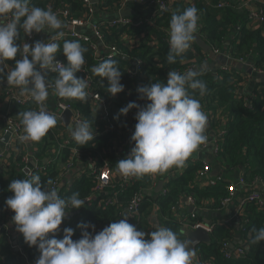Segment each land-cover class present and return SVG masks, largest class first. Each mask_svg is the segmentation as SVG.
Returning a JSON list of instances; mask_svg holds the SVG:
<instances>
[{"label":"trees","instance_id":"16d2710c","mask_svg":"<svg viewBox=\"0 0 264 264\" xmlns=\"http://www.w3.org/2000/svg\"><path fill=\"white\" fill-rule=\"evenodd\" d=\"M115 1L107 0L104 5L114 8ZM219 2L223 4L222 7H209L204 0H198L194 4L200 17L197 32L210 46L209 52H204L194 40V50H188L182 57H177L176 63L173 64L167 62L169 46L165 38L168 33L159 30V28L165 27L170 31L172 14L181 13L193 5L184 1H173L163 15L156 20V27L148 25L146 28L148 33L138 43H133V39L129 40V43L119 39L123 29L102 28L105 42L117 45L129 57V59L124 57L113 59L117 61V66L121 72L125 66L131 64L130 58L132 57L140 58L143 62L139 67L143 77L132 90V96L123 99V101L120 100V104H116V101L110 98V103L120 107V109L127 106L129 102L140 97L137 91L139 86L156 82L166 83L169 71L175 70L182 73L186 68L199 66L205 61V58L215 55V49L224 50L226 53L230 52L234 58L248 56V58H252L254 66L263 68L264 22L257 28H251L249 27V12L246 8L241 7L238 1L213 0L215 4ZM31 4L41 8H47L50 5L52 10L61 5L68 6L74 15L85 14L81 0H31ZM140 5L146 6L145 3H140ZM133 30L135 31V29ZM139 30L136 29V31ZM153 33L155 36H152ZM128 35L136 34L128 32ZM23 36L24 33L21 31L20 40L17 43L22 45ZM57 42L61 47L56 56L64 64H67V57L62 50L64 41L59 40ZM80 44L87 49L84 58L89 66V71L97 81L100 79L104 81L101 91H108V79L92 72V68L103 61H96L94 54L87 45L82 42ZM19 58L18 54L17 59ZM11 63L14 64L15 61H11ZM226 65H228L227 69L222 67L216 70L207 68L203 75L197 77L207 84V93L203 97L199 95L198 90L193 92L192 89H189V93L194 94L195 98L200 101L202 110L206 115H211L215 127L223 121L226 124V130L218 136V151L216 152L218 161L221 163L229 162L234 167L242 166L244 168L242 178L250 184L256 178L264 180V83L257 86L249 104L247 95L242 92L246 76L243 77L240 73L244 69L242 70L238 66L236 60H229ZM56 75L57 73L53 72L47 73V77L53 81ZM73 101L74 107L82 113L85 120L89 121L93 133L100 132L104 128L105 122L100 120L101 113H93L94 107L90 100L87 98L85 101L78 99H73ZM33 109L31 104L26 106L12 104L11 114L22 119L19 113ZM131 111L132 109L127 115L120 114L117 120L114 119L116 114L111 108V120L117 126L115 131L98 136L89 141L87 145L74 144L81 158L86 161L91 159L94 168H97L98 171L94 173L91 171L84 172L80 178L59 192L62 198H67L72 193L78 192L79 198L83 199L85 204L82 206L83 213L81 215L68 220L64 219L57 238H63V229L71 227L74 229L73 240L80 239L83 230L78 227V224L81 222H92L95 226L102 225L104 228L111 222L118 220L121 212L125 211L135 194H140L137 207L140 214L138 230L148 232L153 223L152 218H156L160 226L173 229L179 234L180 239L184 240L185 235L182 234L181 229L182 224L186 221L177 218L173 211V207L179 205L181 197L188 196L194 200L195 217H191V215L188 217L192 224L202 222V214L205 210L209 215L215 214L216 210L223 207L225 200L231 197L230 189L233 184L229 178H221L215 185L206 184L199 177V171L205 163L191 159H188L187 165L183 166L185 168L173 167L168 170L170 174L174 175V178L166 183L161 193L155 195L146 193L154 181L152 174L145 175L143 178H136L129 185L122 184L120 181L113 182L111 186L103 190V193L99 192L97 175L104 163L107 162L110 167H113L116 166L118 160L125 158L118 157V154L112 152L110 147L114 141L121 138V130L125 129L127 124H131L135 130L137 121L130 117ZM3 112L4 109H0V115ZM2 125L3 121L0 119V127ZM58 141L59 138L48 131L39 142H33L35 145L34 155L39 160L44 159L48 155V151H52L53 146L57 145ZM23 155L22 152L12 153L7 157L6 165L0 168V226L4 223L8 224V210L12 211L5 203L7 198L14 195L13 192L9 191L10 182L14 179H27L22 170ZM69 157V149H64L58 161L47 165V171L44 174H35H39L45 184L49 179L52 180L53 184ZM43 165L45 163L40 162V166ZM52 184L46 186L51 188ZM109 196L112 197L114 203L107 204L105 202ZM88 198L90 200H87ZM241 216L242 226L239 233L245 238L246 247L238 244L236 247H245V254L241 257L226 256L223 244L231 242L237 231L233 225H225L217 219L213 223L211 243L200 244L196 248L200 264L203 262L210 264H264V241L258 245L251 242V237L254 235L252 230L264 227V207L258 206L254 201H247L242 207ZM87 230L93 232L92 228ZM19 238V245L25 250L30 262L35 263L40 256L38 247H29L20 232ZM10 239L11 236L8 237L4 234L0 236V264H25L14 252Z\"/></svg>","mask_w":264,"mask_h":264},{"label":"clouds","instance_id":"9594fccd","mask_svg":"<svg viewBox=\"0 0 264 264\" xmlns=\"http://www.w3.org/2000/svg\"><path fill=\"white\" fill-rule=\"evenodd\" d=\"M199 19L195 5L172 14L169 64L176 63L177 57H182L191 47ZM64 27L66 25L50 5L41 8L32 5L31 0H0V81L8 68L5 61H15L7 72L8 85L18 87L21 95H30L38 105V109L19 113L23 126V134L19 136L22 143L39 142L56 126L57 117L45 106L49 89L60 98L85 101L89 96L88 81L76 76L85 64L87 49L78 40H64L62 50L68 63L56 59L61 47L56 41L64 37L61 30ZM46 29L59 30L48 40L51 42L17 43L21 31L31 36L33 32ZM205 71L204 66L182 73L171 70L166 83L138 87L141 99L146 98L150 103L141 106L129 102L114 117L118 120L120 114L127 115L131 109H138L131 136L134 147L126 158L117 161L119 175L139 179L149 174H163L173 167L182 168L207 142V115L200 101L189 93V89L198 90L201 97L207 93L206 82L197 79ZM48 72L57 73L54 82L47 78ZM92 72L108 79L111 95L124 90L117 61L109 58L94 66ZM69 131L80 145L94 140L95 134L88 120H77ZM29 176L10 182L9 191L14 195L5 203L14 212L12 220L17 231L23 234L25 243L29 247H38L40 256L35 264H193L195 252L190 241L180 239L179 234L168 227L157 226L151 232L138 230L128 222V214H122V218L95 234V224L81 222L78 227L83 231L78 240H73L74 229L71 227H65L63 238H57L66 210L79 209L85 201L79 198L78 192L62 198L56 188L46 186L52 184L51 179L45 184L39 174L30 173ZM252 231L253 244L264 241V227Z\"/></svg>","mask_w":264,"mask_h":264},{"label":"built area","instance_id":"2783aa9c","mask_svg":"<svg viewBox=\"0 0 264 264\" xmlns=\"http://www.w3.org/2000/svg\"><path fill=\"white\" fill-rule=\"evenodd\" d=\"M106 1L107 0H96V1L81 0V3L84 6V12H85L84 15H74L70 7L68 6L65 7L61 5L60 7L53 9V12H55L58 15V17H62L67 23V25L71 28L69 31L64 32L65 33L64 37L59 40H63V41L78 40L79 42L84 43L85 45H87L88 49L94 54L95 60L98 62L105 61L109 58L114 59L117 57H124L125 59H129V57L125 55V53L117 45L108 44L105 42L104 32L102 31V28H112L116 30L123 29L124 31L118 37L119 39H122L127 43H129V40L133 39L132 41L133 43L134 42L138 43L139 41L143 40L146 34L148 33V30L146 29L148 25H151L152 27H156V20L163 15V13L171 6V3L173 1H181V2L184 1L190 5H194L198 0H116L114 2L115 3L114 8L108 5H104ZM204 2L209 7L215 8V7L223 6L221 2L217 4L213 3V0H204ZM140 3H145L146 6L143 7L140 5ZM240 5L241 7L246 8L249 12V20H250L249 27L257 28L264 22V0H241ZM128 7L133 9V11L137 12L135 13L134 17L122 16L120 14L122 10ZM97 12L101 13L104 17L93 25V33L95 39H92L88 35L79 32L77 29L82 26L88 25L91 21V18ZM106 14H111L112 17H107L105 16ZM10 18L11 17L9 16V19ZM133 29H135V31ZM136 29H140V30L136 31ZM159 30L168 33V36L165 38V41L169 46L170 31L167 30L165 27H160ZM128 32L135 33L136 35L133 36L128 35ZM196 34H199V32H196L195 35ZM152 36H155L154 33L152 34ZM35 37H36V32H33L31 36L25 35L26 43L31 44L35 40ZM188 50H194L193 42ZM214 54L215 55L220 54L222 56V59L225 60V64L220 65V67L224 69H227L228 65L226 64H228L229 60H236L238 65H247L249 60H251L250 58H248V56L234 58L230 52L226 53L224 50L220 51L219 49H215ZM56 59L61 63H63L62 60L58 58ZM206 59L207 58H205V60ZM130 63H131L130 65H127L123 68L122 77H121V83L125 86L124 90L121 92V95L124 92L128 98L132 96V90L138 85L140 79L143 77L139 69V67L143 63L142 60L137 57H132L130 58ZM199 66H194L192 67V69L199 70ZM250 67L252 69V73H255L256 75H264V67L258 68L254 66L253 61ZM188 69H190V67L186 68L184 71ZM77 74H78L77 75L78 78H85L88 81V88H87V91L89 93L88 99L92 103L94 107L93 109L100 108V113H101L100 120L105 122L104 128L100 132H96L94 138L101 136L107 132L115 131L117 129V126H115L111 120L110 98H112L113 100L117 99L116 97L117 94L113 96L108 91L106 92L101 91L104 81L102 79H100L99 81L95 79L93 74L89 71V66L86 63V61L85 64L82 66V70L77 72ZM240 75L245 77L246 73L244 71H241ZM49 81L54 82L53 80L50 79ZM49 90L52 91V89ZM0 94L4 95L6 98L4 112L1 113L0 115V119L6 125V129L4 130L0 127V168L6 165L7 157L12 155V153L22 152V154H24L22 161L23 162L22 170L26 175V178H30L29 176L30 173L44 174L47 171V165L55 162L58 159V155L62 153V150L69 149L70 157L68 158L65 166L63 167V170L57 175V178L55 179V181L51 186V188H56L58 192L61 191L60 182L63 176L71 172L72 169L75 167V165L80 160H82L81 155L74 147V144L77 142L72 138L71 135L68 137L63 136L65 127L61 122L62 120L61 115L63 111L71 110L72 111V115L70 119L71 124L75 125V122L77 120H85L82 113H80V111L74 107L73 99L60 98L57 96L54 102L55 107H52L48 100L45 101V106L47 110L57 117L56 126L49 129V131L52 132L55 137H58L59 141L57 142V145L54 146L56 148V152L52 154L51 159L48 161L47 164L43 166H40L37 163L35 165H31L30 164L31 156L28 155L26 152H24L26 146L30 142L22 143L19 140V136L23 134V126L21 123V119L11 114V105L17 104L20 106H26L31 104L34 109H38V105L30 97V95L27 94L21 95L13 88H8L6 90L0 91ZM133 102H136L141 106H146L148 103H150V101H148L146 98L141 99V97L135 98ZM137 111H138L137 108H133L131 113L129 114L130 117L134 120H136L135 116ZM134 131L135 130L133 126L131 124H127L126 128L121 130V134H122L121 138L112 143L113 145L110 147V150L112 152L117 153L120 146L126 145L127 142L131 141V136L133 135ZM7 134H9L10 137L8 141H4ZM217 141L214 142L215 154L218 151ZM206 145L207 142L203 144L202 147H205ZM202 147H200L199 149H201ZM130 152L127 155H125V158L130 154ZM110 170L111 167L109 163L105 162L97 175L98 190H104L106 187L111 186L112 183L114 182L112 180V175ZM90 171L91 173H94L97 172L98 170L97 168L93 167ZM210 172H211V166L209 164H204V167L199 171V177L206 184L215 185L221 178L218 179L212 178L210 176ZM78 178H80V176L76 177L75 180ZM135 180H136L135 177L124 178L121 175L119 179V181L125 185L132 184ZM240 182L246 191L244 204L247 201H254L258 206L264 207V180L260 178H256L252 183L248 184L245 182L243 178H241ZM230 191H231V197L227 198L225 202L229 201L235 195L236 192L235 186H232ZM188 198L191 202H194V200L191 197ZM87 200H90V198H88ZM139 201H140V194H135L130 204L126 207L125 211L121 212L120 217L118 219L122 218V214H128L129 215L128 222L137 227L138 222L140 220L139 219L140 214L137 211ZM105 202H107V204H112L114 203V200L112 199L111 196H109L107 197V200ZM178 206L179 205H175L173 207L174 212L178 209ZM9 212L11 211L8 210V213ZM191 217H195L194 211L191 213ZM156 223L157 226H160L158 221ZM10 224L11 222L8 220V224L4 223L2 226H0V236L3 234L8 237L10 236ZM199 227H204L208 231H212L213 229L212 225L206 226L202 222H195L192 224L188 219L184 224H182V228L185 229L187 228L196 229ZM100 230H102V226L101 225L96 226L95 233L99 232ZM154 230L155 227L153 228L151 225V228L148 232ZM10 242L13 248L18 251L19 257L23 263L35 264L30 262L28 256L25 253V250L19 245L17 241L10 240ZM230 243L231 242H225L223 244V250L225 251L226 256L241 257L242 255L245 254L244 250L246 246L231 248ZM202 264H210V263L203 262Z\"/></svg>","mask_w":264,"mask_h":264},{"label":"crops","instance_id":"0c3cea01","mask_svg":"<svg viewBox=\"0 0 264 264\" xmlns=\"http://www.w3.org/2000/svg\"><path fill=\"white\" fill-rule=\"evenodd\" d=\"M235 1H238L239 3H241V0H235ZM135 13H137V12H135ZM134 15H132L130 17H134ZM105 16L112 17L111 14H106ZM103 17L104 16L101 13L97 12L91 18V21L88 25L82 26V27L78 28L77 30L81 33L88 35L92 39H95V36L93 33V25ZM59 18L66 25V27L62 28L61 30L64 32L69 31L71 28L67 25L65 20L62 17H59ZM56 31H59V30H47L46 29L45 31H41L40 33H36L35 40L31 44L34 45V42L37 40L43 41L46 43L52 36L56 35ZM23 43H26L25 34H24L23 39H22V44ZM57 57L58 56H56V58ZM221 57L222 56L220 54L219 55H212L211 57H207V59L199 66V68L201 66H204L206 69L212 68V69L216 70L217 68L220 67V65L225 64V60L221 59ZM250 59L252 60V58H250ZM5 63L8 65V68L5 69L4 79L2 81H0V91L6 90L8 88H13L17 92L20 93V89L18 87L8 85V82H7V72L9 69H11V67L14 66V64H12L11 61H5ZM245 73H246V80L243 84L242 92H244L247 95V98H248L247 100H248V103L250 104L251 98L253 96V93L255 92V89L257 88V86H260L262 83H264V79H262L260 75L258 76L255 73H248L246 71H245ZM49 93L50 94H49V97L47 100L50 102L52 107H55L54 102H55L57 96L55 94H53V92L50 90H49ZM116 97H117V99H115L116 104H120V102H121L120 100L123 101V99H128V97L126 96V94L124 92L122 95H121V92L117 93ZM5 100H6L5 96L0 94V109L1 110L4 109V107H5ZM111 106H112L111 107L112 111H114V113L117 115L119 113L120 107L114 106V104H111ZM93 113H97V114L99 113L100 114V108L93 109ZM207 118H208L207 128H206V135L208 138L207 139V145L205 147H202L198 151L194 152L188 159L197 160V161H200L202 163L209 164L211 166L210 176L212 178H215V179L225 178V177L229 178L231 180V183L233 184V186H235L236 192H235V195L229 201H227L223 204L222 208L215 211V214L209 215V213H207V210L203 211L202 223L206 226H211V225L214 226L213 223L218 219L222 223H224L225 225H228V226L233 225L235 227V230L237 231V233L235 234L234 239L231 241L230 247L234 248V247H236L237 244L246 246L245 238H243V236H241V234L239 233V229L242 226L241 210H242V207H243V204L245 201L244 200L245 195H246L245 194L246 191L240 182L244 168L242 166L234 167L229 162L221 163L220 161H218L216 154H215V150L210 148L208 140L211 137H213L214 142H216L218 140V136L226 130V124L223 121L220 123V125L215 127L213 125L214 122L211 119L210 114H207ZM61 122L63 123V125L65 127V131L63 132V136L64 137L70 136L71 133L69 131V128L74 127V125L71 124L70 126H67L64 124L63 120H61ZM1 128L3 130L6 129V125L3 123ZM134 143H135L134 141H130V142H127L126 145L120 146V148L117 152L118 157H121V158L125 157V155H127L131 151L132 147H134ZM34 149H35L34 143L30 142L26 146L25 151H24L28 155L31 156V160H30L31 165H32V163H34L33 165H35L36 163L38 165H40V162H44L45 164H47L48 161L51 159L52 154H54L56 152V148L53 146V148H52L53 150L52 151L49 150L48 155L44 159L39 160L34 155ZM59 157H60V154L58 155V159L56 161L59 160ZM188 159H187V161H188ZM186 165H187V163H185L184 166H186ZM93 167H94V164L92 163L91 159L87 160V161L84 159L80 160L75 165V167L72 169L71 172H69L68 174L63 176V178L61 179V182H60L61 183L60 190L65 188L71 182H74L76 177H79V176L81 177V175H83L84 172L90 171ZM183 168H185V167H183ZM110 171H111V175H112V180L114 182L119 181L120 175L117 172L116 166L111 167ZM152 177H153L154 181L152 182V185L147 192H151V194L155 195L157 193H161L164 190V186L166 185V183L170 179L174 178V175L170 174L167 171L163 174H159V173L158 174H152ZM160 181H163V188L159 192L156 193L155 189L158 187ZM99 192L103 193V190H100ZM191 208H194V210H193L194 212L196 211L195 205L193 204V202H191L189 200L188 196L181 197L178 209L175 211L177 218H179L183 221H187L188 217L193 212V211H191ZM82 213H83L82 207L79 209H74V210L69 208L68 210H66V219L67 220L71 219L73 217L81 215ZM8 214H9L8 220L11 222V224H10L11 239L10 240L18 242V239H20L19 238V232L17 231L15 223L12 220L14 212L11 211ZM153 219H155V222L153 221ZM152 222H154V224H155L154 225L152 223V227L156 228L157 219L152 218ZM102 229H103V226H102ZM209 232L211 234V231H209ZM232 244H233V246H232ZM12 248H13V246H12ZM13 250L19 256L18 251H16V249H14V248H13ZM193 264H200L199 257L197 260L193 259Z\"/></svg>","mask_w":264,"mask_h":264},{"label":"water","instance_id":"95a60500","mask_svg":"<svg viewBox=\"0 0 264 264\" xmlns=\"http://www.w3.org/2000/svg\"><path fill=\"white\" fill-rule=\"evenodd\" d=\"M120 14L122 16H132L135 14V12L133 11V9L131 8H126L124 10H122L120 12ZM196 43L198 44V46L204 51V52H209L210 50V46L202 39V37L199 35V34H196ZM252 64V60H249L248 64L247 65H238L239 67H241V69L245 72H248V73H252V69L250 67V65ZM259 76V75H258ZM262 79H264V75H260ZM71 115H72V111L71 110H65L62 112V115H61V119L63 120L64 124L67 125V126H70L71 125ZM10 135L7 134V136L5 137L4 141H8ZM209 146L210 148L214 149V140H213V137H211L209 140ZM34 163H32L33 165ZM163 188V181H160L158 187L155 189V192H159L161 189ZM148 195H151V192H146ZM194 208H191V211H193ZM153 221L155 222V219H153ZM181 232L182 234L185 235V239L184 240H187V241H190V247L194 250L195 252V257H194V260H197L198 259V254H197V251H196V248L198 245L200 244H210L211 243V234L210 232L206 229V228H203V227H199V228H196V229H192V228H182L181 229ZM233 246V244H232ZM17 251V250H16Z\"/></svg>","mask_w":264,"mask_h":264}]
</instances>
